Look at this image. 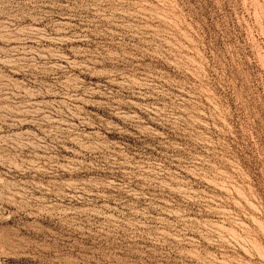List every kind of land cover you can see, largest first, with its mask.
Wrapping results in <instances>:
<instances>
[{"label":"rangeland","instance_id":"374dc122","mask_svg":"<svg viewBox=\"0 0 264 264\" xmlns=\"http://www.w3.org/2000/svg\"><path fill=\"white\" fill-rule=\"evenodd\" d=\"M0 264H264V0H0Z\"/></svg>","mask_w":264,"mask_h":264}]
</instances>
